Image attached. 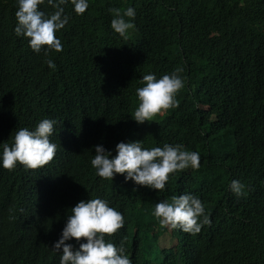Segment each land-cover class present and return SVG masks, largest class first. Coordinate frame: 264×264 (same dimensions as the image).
I'll list each match as a JSON object with an SVG mask.
<instances>
[{
    "label": "trees",
    "instance_id": "trees-1",
    "mask_svg": "<svg viewBox=\"0 0 264 264\" xmlns=\"http://www.w3.org/2000/svg\"><path fill=\"white\" fill-rule=\"evenodd\" d=\"M129 6L136 16L124 40L109 9ZM15 10L16 0H0V143L47 117L58 121L57 151L37 169L0 167V264H57L51 246L65 209L88 195L123 214L109 239L123 240L132 264H264V0H89L82 15L69 5L63 50L48 57L15 36ZM176 67L186 76L178 106L137 124L129 115L140 76ZM133 139L183 144L200 167L169 174L164 192L95 175L93 145ZM185 192L211 223L162 246L152 206Z\"/></svg>",
    "mask_w": 264,
    "mask_h": 264
},
{
    "label": "clouds",
    "instance_id": "clouds-1",
    "mask_svg": "<svg viewBox=\"0 0 264 264\" xmlns=\"http://www.w3.org/2000/svg\"><path fill=\"white\" fill-rule=\"evenodd\" d=\"M69 5L76 15H82L89 0H16L15 36L25 38L34 53L43 52L45 57L52 52H61L63 44L57 33L69 22L65 12ZM109 13L111 30L127 40L129 30L134 28L136 10L131 6L113 7ZM45 63L55 70L51 58H46ZM183 73V67H176L159 77L153 72L140 76V86L134 89L135 106L130 118L142 124L176 108L179 103L177 93L186 82ZM57 123L56 119L45 117L32 127L11 131L10 139L0 143V167L13 170L19 163L26 169H37L48 164L57 151V144L50 140ZM91 149L94 154L90 155L89 162L96 176L113 180L115 175L121 174L125 182L130 180L134 185L159 192L165 191L169 174L200 167V153L188 150L180 143L145 147L142 139H133L119 141L113 148L95 144ZM228 187L239 196L243 184L232 179ZM152 216L164 229L162 237H167V243L161 245L165 247L170 243L175 245L173 234L190 236L211 223L201 199L191 192L159 199L152 206ZM124 223L123 214L108 199L88 195L78 200L65 209L63 226L51 246L53 252H59L57 264H132L123 240L114 244L109 239L124 227Z\"/></svg>",
    "mask_w": 264,
    "mask_h": 264
},
{
    "label": "rangeland",
    "instance_id": "rangeland-1",
    "mask_svg": "<svg viewBox=\"0 0 264 264\" xmlns=\"http://www.w3.org/2000/svg\"><path fill=\"white\" fill-rule=\"evenodd\" d=\"M160 243L161 244H166L167 243V237L166 236L161 237Z\"/></svg>",
    "mask_w": 264,
    "mask_h": 264
},
{
    "label": "bare ground",
    "instance_id": "bare-ground-1",
    "mask_svg": "<svg viewBox=\"0 0 264 264\" xmlns=\"http://www.w3.org/2000/svg\"><path fill=\"white\" fill-rule=\"evenodd\" d=\"M77 88V87H76ZM89 96V95H88ZM19 179V178H18ZM16 181V180H15ZM8 182V181H7ZM8 188V187H7ZM16 188V187H15ZM16 191V190H15ZM24 192V191H23ZM7 206V205H6Z\"/></svg>",
    "mask_w": 264,
    "mask_h": 264
}]
</instances>
